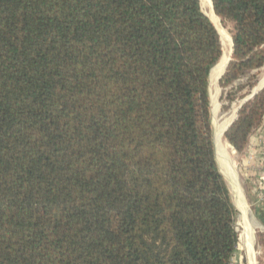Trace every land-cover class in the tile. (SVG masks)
<instances>
[{"label":"trees","instance_id":"trees-1","mask_svg":"<svg viewBox=\"0 0 264 264\" xmlns=\"http://www.w3.org/2000/svg\"><path fill=\"white\" fill-rule=\"evenodd\" d=\"M212 4L228 111L264 67V0ZM222 56L200 0H0V264H230ZM263 122L264 89L225 139L242 155Z\"/></svg>","mask_w":264,"mask_h":264},{"label":"bare ground","instance_id":"bare-ground-1","mask_svg":"<svg viewBox=\"0 0 264 264\" xmlns=\"http://www.w3.org/2000/svg\"><path fill=\"white\" fill-rule=\"evenodd\" d=\"M201 6L204 11L209 16V19L212 21L213 25L216 27L221 43L223 46V56L217 65L215 69L213 70L211 76H210V99H211V112L213 115H215L216 110L218 109L219 104L217 103V96L219 94V91L217 89V82L219 78L222 76L225 67L230 59L231 50H232V40L229 36L228 32L223 28L221 25L220 19L216 16L212 2L211 0H200ZM263 81L261 82L260 87H262ZM236 117V110L229 116L227 119H225L223 122L216 121L214 123V144L216 148V159L218 164L221 166H224L225 169H227V172L225 173L230 181L232 182L233 189H235V197H236V204L238 208L243 213V221H244V227H243V233L241 238V243L247 248V253L249 257L250 264H257V258L256 253L253 249V235L252 231L250 229V225L247 218V210L245 208V201L244 197L239 189V184L237 177H235V174H233V170L230 169V161L229 156L227 155L226 151V142L223 140V136L225 135L226 129L230 126V124L233 122V120ZM215 119V118H214ZM234 175V176H233ZM242 221V222H243Z\"/></svg>","mask_w":264,"mask_h":264},{"label":"crops","instance_id":"crops-1","mask_svg":"<svg viewBox=\"0 0 264 264\" xmlns=\"http://www.w3.org/2000/svg\"><path fill=\"white\" fill-rule=\"evenodd\" d=\"M239 160H241L239 164H241L244 188L250 190L249 195L253 198V201L250 203V209H247V203L244 199L247 218L254 240L253 249L255 251V243H258L257 246L262 254H256V256L257 259L260 257L262 258L259 264H264V250L260 244V235L264 234V122L262 128L251 136L249 144ZM229 163L230 169L233 170V174L237 177L232 162H228V164ZM241 216L243 217L242 211ZM245 250L247 252V248H245Z\"/></svg>","mask_w":264,"mask_h":264},{"label":"rangeland","instance_id":"rangeland-1","mask_svg":"<svg viewBox=\"0 0 264 264\" xmlns=\"http://www.w3.org/2000/svg\"><path fill=\"white\" fill-rule=\"evenodd\" d=\"M221 25L228 32L229 36L232 39V36H233L232 33H231L232 25H230V24L224 25L222 22H221ZM257 74H258V77L256 79L257 81H256V84H255L253 89H248L247 88L248 85L251 83V79L250 80H248V79L242 80L241 84H242V86H244V89L242 91H240V94L239 93L238 94L239 95H244L245 97H244V99L239 100V103H233L231 105V108L228 111L224 110V106L226 105V103L222 100L223 89L220 87V80H218L217 89L219 91V94L217 96V103L219 104V106H218V109L216 110L215 115H213L212 112H211V121H212V125L213 126H214V123L216 121L223 122L225 119H227V117H229L235 110H237V108L244 102L245 99H247L248 97H250L253 94L254 90L257 88L258 84L260 83V80L262 79V77L264 75V67L261 70H259L257 72ZM209 92H210V87H209ZM210 101H211V99H210ZM213 135H214V127H213ZM223 140L226 142V148H227L228 155H229V157L231 159L233 169L235 170V173L237 174V180H238V184H239V189H240V191H241V193H242V195H243V197H244V199H245V201L247 203V209H250V203L253 201V198H252V196L249 195L250 194L249 193L250 190L244 188L243 176L241 174V164H239L240 161H241L239 159L241 158V156L244 153L242 155H238L231 148V146L228 143V141L225 139V135L223 136ZM218 166H219L220 171L223 173V175H224V177H225V179L227 181V184L229 186V189H230V192H231V195H232L233 202H234V204L236 206L237 213H238L237 217H236V223H235L236 224V229L238 230V235H239V244H238V248H237V253L235 255L236 261H239V259H240V261H242L243 264H250L248 253L246 252L245 247L241 243L243 227H244L243 226L244 225L243 224L244 221H243V217L241 216V210L238 208V206L236 204V197H235V194H234L235 193L234 192L235 189H233L234 187L232 185V182L230 181L228 176L225 174L227 172V169H225L224 166H221L220 164ZM255 239H256V237H255ZM257 244L258 243H255V253L257 255H259V254L261 255L262 252H261V250H259ZM256 258H257V256H256ZM263 259H264V256H263Z\"/></svg>","mask_w":264,"mask_h":264},{"label":"water","instance_id":"water-1","mask_svg":"<svg viewBox=\"0 0 264 264\" xmlns=\"http://www.w3.org/2000/svg\"><path fill=\"white\" fill-rule=\"evenodd\" d=\"M211 2H212V0H211ZM212 6H213V4H212ZM201 7H202V6H201ZM213 9H214V8H213ZM203 12H204V11H203ZM204 14L209 18V16H208L206 13H204ZM232 40H233V39H232ZM233 46H234V45H233V43H232V50H231L230 59H229L227 65H226V67H225V70H224L222 76L219 78V80L222 79V77H223V75H224V73H225V71H226V69H227V67H228V65H229V63H230V61L232 60ZM210 74H211V73H210ZM209 80H210V76H209ZM262 81H263V84H262V87H260ZM263 89H264V75H263L262 79L260 80V83L258 84L257 88L254 90L253 94H252L250 97H248L247 99H245L244 102H243V103L237 108V110H236V117H235V119L233 120V122L230 124V126L226 129L225 134H226L227 131L231 128V126L236 122V120L238 119V112H239L240 108L244 105V103H246L247 101H249V100H251L252 98H254V97H255L257 94H259ZM210 104H211V103H210ZM213 139H214V135H213ZM214 146H215V144H214ZM215 154H216V148H215ZM216 160H217V159H216ZM217 164H218V162H217ZM218 165H219V164H218ZM221 173H222V172H221ZM222 175H223V173H222ZM223 176H224V175H223Z\"/></svg>","mask_w":264,"mask_h":264},{"label":"built area","instance_id":"built-area-1","mask_svg":"<svg viewBox=\"0 0 264 264\" xmlns=\"http://www.w3.org/2000/svg\"><path fill=\"white\" fill-rule=\"evenodd\" d=\"M236 231H237V233H238V230L236 229ZM239 236V235H238ZM230 264H243L242 263V261H240V259H239V261H236L235 262V257L231 260V263Z\"/></svg>","mask_w":264,"mask_h":264}]
</instances>
